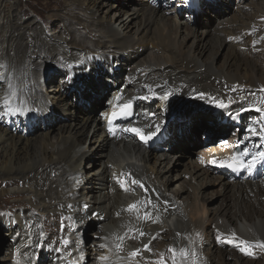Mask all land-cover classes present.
I'll return each mask as SVG.
<instances>
[{
  "label": "bare ground",
  "instance_id": "6f19581e",
  "mask_svg": "<svg viewBox=\"0 0 264 264\" xmlns=\"http://www.w3.org/2000/svg\"><path fill=\"white\" fill-rule=\"evenodd\" d=\"M53 1L47 8L56 10L54 13L38 15L48 29L58 21L57 26L62 30L64 27V32L67 31L72 40L70 42L68 36L62 35L58 36V42H50L45 36V29L42 31L38 28L35 21L19 22L20 13L17 14L16 9L21 5L20 1L17 5H12L11 9L5 4L7 18L10 20L0 25L4 40L0 43L3 45L0 57L4 62L3 66L0 65V71L3 67V77L6 76L4 85L10 91L15 90L11 93L18 97L2 100L1 106L9 116L17 118L16 124L31 117L48 122L50 114L57 118L62 115L65 122L58 125V133L53 140L49 137V131L38 137H23L0 126V173L6 174L4 177L0 175L3 185L11 182L19 184L25 177L17 178L18 173L30 171L27 178H32L30 181L37 187L42 188L50 182L43 190L44 199H50L48 207L43 206L46 207L44 210L47 214H57L62 208L60 204L67 205L69 207H65V210L71 212L77 221L84 220L85 223L91 217L100 223L102 230L104 229L102 236L127 238L131 235L132 240H126V245L135 244L140 247L147 240L164 234L167 228V234L175 243L182 241L180 237L183 238L184 234L180 236L181 233L189 231L186 234H189L188 243L181 249H194L197 252V264H210L214 259L216 264H233L232 260H235L234 264H244L243 260L256 259V253H261L264 257V250L258 247L252 249L256 255L242 252H238L240 255L234 254L235 251L233 253L231 248L239 250L237 247L230 244L227 246L230 250L225 249L226 243L219 244L216 238L218 234H223V240L235 233L239 239L252 243L264 241V166H257V176L256 172L252 175L247 171L232 174L223 171L218 162H210L214 159L212 155L218 153L219 149L215 148L210 152L200 149L202 152L195 156L191 149L196 144L203 145V149L210 145L224 144L222 151H225L226 144L242 141L246 144V149L251 148L255 153L264 151V139L252 136L249 131H242V127L241 132L232 133V137L222 138L223 131L229 129L231 122L224 123V118L218 123L214 117L202 111H198L196 115L186 110L183 119L173 122L178 101L182 99L183 102L189 96L199 97L201 92L207 94L205 98L223 100L228 107L234 108L235 113H239V116L236 115L237 120L242 112L255 107L264 108V103H261L264 92L260 91L264 87V73L260 72L264 68V19H261L264 17V0L254 2L256 18L250 16V11L247 10L250 2L247 0H240L241 4L237 5V9L234 8L232 16L229 13L231 11H228L229 6L218 5L224 4V1L206 3V10L212 8L217 19H210L205 14L201 18L204 23L201 24V20L196 25L180 21V10L170 9L164 3L154 5V1L138 0L130 8L120 4L116 8L109 0H64L60 4L58 0ZM22 13L28 14L29 11L23 8ZM68 45L86 49L88 55L78 59L70 57L71 55L67 57L64 54L70 52ZM42 55L55 58L58 55L63 58V84L58 91H53V99L41 97L38 91L34 93L37 84L47 81L38 77L41 63H38L39 59L37 62L34 59ZM220 57L223 61L218 64ZM125 67H129V71H126L125 77H121ZM84 70H89V73L86 75ZM107 82L116 85L112 90V97L116 96V99L112 103L103 100L104 92L109 87ZM121 85L124 89L119 88ZM236 85L239 87L232 91V87ZM72 87L76 88L77 96L73 101H68ZM165 92H171L172 95L167 100L160 99ZM242 96L245 97L244 100L240 99ZM128 99L138 104L137 115L126 123L117 124L115 134L109 133L105 118L101 120L98 116L94 117V113L99 106L107 103L110 107L103 114L107 118L117 103ZM5 101L9 102L7 106ZM15 101H18L17 107H13ZM32 104L38 107L39 113ZM8 108H19L22 111L9 112ZM79 108L83 112L77 116ZM262 113L264 116V112ZM154 124L160 125V131L147 143L141 141L135 133L124 131L128 127H137L146 133L153 130L149 126ZM13 130L17 132L16 129ZM202 134L210 138L204 140ZM92 143V147L88 146ZM97 151L100 154L94 156ZM86 159H92L94 166L99 164V168L90 171L88 175H85L82 168ZM180 162L185 164L184 173L190 182H195L197 178L203 181L200 187L210 184L219 187L216 195L221 196L219 203L221 202L222 210L219 207L216 213L209 214L200 197V190L195 188L194 199L191 200L193 203L188 202L186 206L179 201L180 195L176 197L169 193L171 184L179 182L176 186L178 188L183 182H187L184 177L171 179L168 178L171 174L166 175L175 170ZM54 172H57L56 180L59 183L50 180ZM128 173L139 180L143 187L133 185L130 181L122 185L121 182L125 181ZM32 174L42 176L39 179ZM65 176L68 178L67 184H63ZM67 188L72 190V207V202L61 200L65 197ZM89 189H92L90 204L85 198ZM54 190L56 195L52 197L50 194ZM31 192L41 195L36 189ZM57 192L62 193L58 195ZM0 199H3L2 195ZM137 201L147 205L151 211L150 219H143L144 207H140L138 211L127 210L128 205ZM25 204L19 202V205ZM152 205H156V208H152ZM45 220L46 218L44 222ZM66 220L67 217L63 221ZM16 223L9 217L10 228ZM79 226L82 227L81 224ZM210 227L213 229V242L205 235V229ZM130 229H139L145 235L141 237L137 231L132 232ZM20 231L17 241L24 233ZM34 232L37 233L35 230ZM43 233L37 236L41 238ZM61 241L65 239L61 237ZM204 242L211 244L212 248L209 247L208 252L202 253ZM21 246L19 256L26 260L31 246L26 242ZM54 246L50 249L53 252L57 250ZM168 246L165 248L166 253L159 248H152L151 251L163 254L167 264H173V254L169 251L173 247L171 242ZM78 251L83 255L88 254L84 245ZM177 255L181 261L178 260L176 264H192L191 258L180 257L179 250ZM8 259L4 258L5 261ZM112 260H109V264H114ZM27 261L29 262L21 264H32V259ZM59 262L70 264L63 258H59Z\"/></svg>",
  "mask_w": 264,
  "mask_h": 264
},
{
  "label": "rangeland",
  "instance_id": "374dc122",
  "mask_svg": "<svg viewBox=\"0 0 264 264\" xmlns=\"http://www.w3.org/2000/svg\"><path fill=\"white\" fill-rule=\"evenodd\" d=\"M19 1L21 2V5L16 9V13L17 14L20 13L19 14V20H18L19 22H29L30 23V22L35 21V23H37L38 28H40L42 31L45 29V31H44L45 36L47 37V39L50 42H53V41H54L53 43L58 42L57 38L60 35H62L63 37L68 36V38H67L68 42L72 41V40H70V36H69L68 32L67 31L64 32V27L62 30L60 26H57V24H59L58 21L55 22L56 25H54L50 29H48L47 25L40 19L39 15H38L39 13H41L43 16H47V15H50L51 13H54L56 10H51V9L47 8V5L53 0H1L0 1V25L3 24L4 22H6L7 20L8 21L10 20L9 18H7L8 12H7V8H5V4L7 6H9V8L11 9V6L17 5ZM62 1H64V0H58L59 4ZM109 1H110V3L115 5L116 8H117V6H119V4L122 6H125L126 8H130L131 4L135 3L138 0H109ZM145 1L146 2L147 1L148 2L154 1L153 2L154 5H157V4L159 5L160 3H164L170 9L172 8L174 10H178V11L180 10V12L182 14L180 13V16H178V19L180 21H183V22L187 21V23L189 25L199 24L200 21L202 20L201 18L205 14H208V17L210 19L216 18V17H214L215 16L214 13H216V12L212 8H209L208 10H206V3L213 2L211 4H215L217 1L220 3L222 1H224L223 2L224 4H222V5L218 4V5L220 7L229 6L230 8L228 11H231V12H229L230 16H232V14L235 13V9H237V7H238L237 5L241 4L240 0H192V1L191 0H145ZM195 1H196V3H195ZM241 1H245V0H241ZM247 1L250 2L249 3L250 5L247 9L248 11H250V16L256 18V16L254 15V10H255L254 9V2H255V0H252V1L247 0ZM136 4H137V2H136ZM23 8H26L29 11V13L23 14L22 13ZM226 13H228V12H226ZM199 17H200V19H199ZM16 18H17V16H16ZM203 23H204V21L201 24H203ZM58 31H60V32H58ZM2 37H3V35H2L1 28H0V38H1L0 43L4 42ZM63 42L61 44H63ZM64 45H67V43H64ZM2 46L3 45L0 44V55L2 54ZM68 46H66V48ZM67 49L70 51L69 54H64L67 57L71 55L70 57H74L75 59H78V58H84L85 56L88 55L87 51H85L86 49H82L80 47L78 48V47H74V46H69ZM60 57H58V55L56 56V58L53 56H43L42 55V57L38 56L37 58L36 57L34 58V59H36V62H37V59H39L38 63H41V67H40V69H38V74H39L38 77L42 81L47 80L45 82H42V84L41 83L37 84L36 85L37 90H34V93H36L38 91L40 96L42 95V96L47 97L49 99H53V97H55L53 91L54 90L58 91L59 87L63 84V82H61V76H62L61 69H62L63 58L62 57L60 58ZM221 61H223L222 57L218 58V60H217L218 64H220ZM3 63L4 62L0 57V65H2ZM128 68L129 67H125L124 71L120 74V76L122 75L125 77L127 72L129 71ZM1 71H0V110H1L2 114L0 112V126L6 128L10 133H14L16 135H22L23 137H27V136L38 137L42 133H46L49 131L50 132V135H49L50 139H52V140H53V138L55 139L54 136H56V134L58 133V130H57L58 125H61L65 122V118L61 117L62 115H58V118H57L55 115L50 114V117L48 118V122H44L43 120L38 119L36 117H31L30 119H28V120L24 119L23 121H21L17 124H16L17 118H15V116L12 117L10 115L11 116L10 117L8 115V112H6L4 107L1 106V101L5 100L9 97H13L15 99V97H18V96H16V94H14V93H11V91L13 92L15 90L10 91L7 88V86L4 85V83L6 82V76L3 77V74L5 72L3 67L1 68ZM84 71H85L84 73L86 75L89 73V70H84ZM260 72L264 73V68ZM106 75H107V73L104 74V76H106ZM88 79H89V77H88ZM97 79H98L97 80V82H98L99 77ZM95 81H96V79H95ZM121 83H122V81L119 82V84H121ZM107 85L109 87L106 89V92H104V96H103L104 99L103 100L105 102L112 103L116 99V96L112 97L113 96L112 90H114V87L116 85L113 86L112 82H107ZM122 87L124 89L123 85H121V87L119 86L120 89H122ZM39 94H36V95H39ZM209 95L210 94H208V96ZM76 96H77V90H76V88L72 87L69 90V94L67 97L68 101H70V100L73 101L74 99H76ZM205 97L203 99H201L199 97L189 96V97L185 98L183 100V102H182V99L179 100L177 103V108L175 110V114H174V118H173L175 120H173V122L177 123L181 119H183V113L186 110H190L191 114L196 113V115L198 114V111H202V112L206 113L208 116L214 117L215 121H217L218 123L222 122L225 118L224 123L225 122H231V123H230L229 129L226 130V134H222V136H221L222 138H229V137H232L231 136L232 133H239L241 131V127L243 128L242 131H248V129L251 127H255V128L259 129V127L262 125V121L264 119L262 112H257V111H255V109H252V110H249L246 112H242L239 119L237 120L238 117L236 116V113H235L236 111L234 108L233 109L231 107L219 108L218 106H216V103L214 100L209 99V98H205ZM17 103H18V101H15V106L13 105V107H17V105H16ZM81 103H85V102L81 101ZM32 106H33V108H35V111H37L39 113L38 107L36 105H33V104H32ZM109 107L110 106H108L107 103L102 104V106L98 107V111L94 113V117L98 116L99 119L102 120L103 118H105V120H106L107 118L104 117L103 114H104V112H106L109 109ZM213 107H215V109ZM82 112H83V109H80V110H78V112H76V115L80 116L82 114ZM209 112H211V113H209ZM223 115H224V117H223ZM105 120H104V122H106ZM13 129H16L17 132H14ZM202 136L204 137L207 135L202 134ZM186 143L188 144L189 142L186 141ZM93 145L94 144L92 143L88 146L92 147ZM201 146L203 147V145H201V144L200 145L196 144L194 147L191 146L192 147L191 149L193 150L194 156H195V154L201 152V150L204 151ZM211 147H213V146H211ZM211 147H208L205 149H211ZM98 154H100V152H98V151L94 152V156H97ZM96 159H99V158H96ZM98 166H99V164L94 166V161L92 159H86L82 163V168L84 169L85 175H88L90 171L93 172L94 170L99 168ZM184 168H186L185 164H182L180 162L175 170H173L170 173H166V175L171 174L170 176H168V178H171V179H178L179 176L184 177L185 181L190 182V180L186 178V174L184 173ZM29 172L30 171L18 173L17 178L20 179L21 176L25 177L24 179H21L22 182H20L19 184L11 182L9 184L3 185L2 179L0 178V195L3 196V199H2L3 201L0 199V264H21L23 262H29V261H27L28 259H30V261L32 259V264H62L59 262V258L66 259L68 262H70V264H109L110 263L109 260H112L114 258H115V260H112V262L114 264H155L156 261L161 259V254L153 253L151 251L152 248H155L157 250L159 248L160 251H163L164 253H166L165 248L169 247L168 246L169 242H171L172 246L174 248H176L177 251L180 250L183 245H186L188 243V235L189 234L188 235H186V234L189 231L181 233L180 236L182 234H184L183 238L180 237V239H182V241L175 243V241H172V237L167 234L168 230L166 228V232L164 234H160L161 233L160 232L159 233L160 236H158V237L155 236V239L147 240V243H145V244H149L150 251H148V250L143 249V245H145V244L141 245L140 247L136 246L135 244L132 246L124 244V242L126 240H128V239L132 240L131 235L128 236L127 238L124 237L123 242L117 240L116 237H113V236H110V237L108 235L102 236L101 234H104V231H103L104 229L102 230L101 225H99L100 223H97L96 221L92 220L91 217H90V219L87 218V221H85V223H84V220L77 221L72 216V214H70L71 212L65 210V207H69L67 205L64 206V204H60V206L62 208H60L57 211V214H53V213L47 214L46 210H44V209L46 207H48V205H49L48 202H50L48 200H50V199H44L43 190H45V188L49 186L50 182H48V184H44V186L42 188H40L39 186L37 187L35 184H33L30 181V180H32V178L31 179L29 177L27 178V176L30 174ZM211 172H212V170H211ZM213 174H216V173L213 172ZM0 175H2L4 177L6 174L0 173ZM32 175L33 176L35 175V177H39V179L42 176V174L40 176H38V174H32ZM88 177H91V176H88ZM56 179H57V172H54L51 175L50 180L52 182L55 181V183H59ZM187 182H183L181 185H179L178 188H176V186H177V184H179V182L171 184L169 186V193L172 194L173 196H176V197H178L180 195L179 197L181 199H179V201H182L181 204L186 206L188 204V202L190 203L191 200L194 199V188H195V189H198V191L200 190V197L202 198V201H204V205L208 208L209 214L216 213V209L217 208L219 209V207L222 210L223 207H221V202L219 203V201L221 200V196L218 197L216 195V193L219 192L218 186H216L214 184L213 185L210 184L206 187H200L199 185H201L203 183V181L201 179H197V178H196L195 182L194 181L190 182V183H187ZM67 183H68V178L66 179V176H65L63 184H67ZM187 188L189 189V192L186 191ZM34 189L38 190L39 193H41V195L38 196L37 192H31ZM178 189H180V190L178 191ZM182 189H184V190H182ZM91 190L92 189H89L88 192L86 193V196H85L86 201L88 203L92 198L90 195ZM55 192H56V190H54L50 195L52 197H54L56 195ZM59 193H62V192H59ZM59 193H58V195H59ZM71 194H72V190L67 188L65 197L62 198L61 200L72 202L71 203V207H72V204L74 203V199L72 198ZM251 197H253V194ZM21 200H24V201H21ZM19 202H22V203L25 202L26 204L24 206H22V205H19ZM52 202H53V200L51 201V204H52ZM191 203H193V202H191ZM43 206H46V207L43 208ZM71 207L69 210H71ZM58 214H60V216H57ZM8 216L13 218L15 220V222H17L16 224H14V226L12 228H10ZM66 217H67V220L64 222L63 220ZM45 218H46V220L44 222ZM79 224H81L82 227L79 226ZM61 226H63L62 229H61ZM33 229L37 232L36 234H35ZM20 230H22L24 233H23V236H21L20 239L17 241V238L21 234ZM39 233L40 234L43 233V236L41 238H39V236H37ZM176 234H178V232H176ZM26 235H27V237H25ZM205 235H206V237H208L210 239L211 242H213V240H214L213 229L211 227L205 229ZM166 236H168V237H166ZM43 237H45V238H43ZM57 237L59 238L58 240H57ZM61 237L68 241V243L66 244L67 247H66V245H63L64 242L61 241ZM102 237H103V239H102ZM157 238L159 240H157ZM223 239H225V237ZM258 241H263V240H258ZM23 242H26V243L30 244V246H31V251L29 253V256L26 257V260L19 256L20 249L22 248L21 244ZM117 242L122 245L121 250L119 252H117V249H116ZM149 242L151 243V246H150ZM152 243H153V245H152ZM218 243L222 244L221 241L220 242L218 241ZM98 244H100V246ZM161 244L162 245L164 244V245L162 246ZM203 244L204 245L202 246V249H201L202 253L205 251L208 252L207 250L209 247L212 248L211 244H207L205 242ZM54 245H56L57 247H55ZM83 245L86 246V249L88 250V254L83 255V259H81L82 252H79L78 250L81 247H83ZM101 245H106V247H101ZM229 245H230L229 243H226V247H224V248L226 249L227 246L229 247ZM53 246H54V248L57 249V250H54V252H53V250H50ZM59 249H60V251H59ZM136 249L141 250L140 254H139L140 256L139 255H137L139 257L130 256L129 254ZM227 249H229V248H227ZM233 250L235 251V253ZM231 251H233L234 254H238V255H240L238 252H241L240 250H236L233 248H231ZM255 251L257 252V249H255ZM256 254H255L256 259L243 260L242 262L243 263L245 262L244 264H264V257L261 255V253H256ZM104 255L108 257L107 260L100 259V257L104 256ZM117 257L120 259H116ZM4 258H9V259L5 261ZM97 260H98V263H96ZM117 260H119V261H117ZM178 260L181 261V259L177 255L176 256V262ZM215 261H216V259H214L212 261V263L210 261V264H216ZM234 261L235 260H232L233 264L235 263ZM63 264H65V263H63Z\"/></svg>",
  "mask_w": 264,
  "mask_h": 264
},
{
  "label": "snow or ice",
  "instance_id": "6c2138e0",
  "mask_svg": "<svg viewBox=\"0 0 264 264\" xmlns=\"http://www.w3.org/2000/svg\"><path fill=\"white\" fill-rule=\"evenodd\" d=\"M261 19H264V17H262ZM254 31H255V29H254ZM254 43H256V42H254ZM237 87H239V86L238 85L233 86L231 90L236 91ZM260 91L264 92V87H262L260 89ZM170 95H172L171 92H165L162 96H160V99L167 100ZM206 95L207 94L203 93V92L198 94L199 98H201V99H203ZM117 99L119 100V97H117ZM144 99H148V97H144ZM212 99L215 101L216 106H218L219 108H227L228 107V105L226 103H224L223 100H216V98H214V97ZM240 99L244 100L245 97L242 96V97H240ZM230 102H232V101L230 100ZM261 103H264V98H262ZM8 104H9V102L5 101V105L7 106ZM131 108H132V102L131 101H129L128 103L123 104V105H120V104L116 105V109H118V110L114 109L113 112L111 113L109 119H108V131H109V133L115 134V131H116V129L114 127V121L115 120L127 118V117L132 115ZM246 110H248V109H242V111H246ZM8 111L9 112H20L22 110L19 108H17V109L8 108ZM255 111L264 112V108L255 107ZM153 115H155V114H153ZM236 115L239 116V113H237ZM149 127H151L153 130L148 131L146 133L143 129L137 128V127H128V128H125L124 131H129V132L135 133L141 141L147 143L154 136H156L157 133L160 131V125L159 124L150 125ZM248 131L252 136H258L261 139H264V124H262L259 129H257L255 127H251L248 129ZM244 157H248V159H244ZM210 162L212 164H216L217 160L212 159ZM219 164L222 167H228V168H231L233 170H243V171H247L249 174H251L257 168L258 165L264 166V151H257L255 153H252L250 156H249V153L247 150H245L242 153H233L231 156L226 158V160L220 161ZM121 175H123V174H121ZM128 181H130V183L133 185H139L140 187H143L142 183L139 180L132 178L131 173H128L127 176L125 177V181H123L121 183L123 185V183L128 182ZM125 190H128V189H125ZM150 203L151 202L149 201L148 204H150ZM165 204H167V201H165ZM140 207L145 208L143 219H145V220L150 219L151 218V211L149 210L147 205L143 204L142 202L137 201V202H134L133 204L128 205L127 210L128 211H138ZM151 207L156 208V205H152ZM156 219L158 220L159 217L157 216ZM153 222H156V220H154ZM130 231H137L139 233V236H141V237H143L145 235V233L139 229H134V230L130 229ZM222 235L223 234L217 235L216 238L218 241L233 244L242 253H244L246 255H255V253L252 251V249L254 247L264 249V241H257L255 243H252V242H249L247 240L239 239L235 233H232L229 238L222 240ZM197 236H199V233H197ZM116 239L119 241H123L124 237L118 236V237H116ZM152 239H155V237H153ZM63 242L65 244L68 243L67 240H65ZM101 247H106V245H101ZM121 247H122V245L120 243L116 244L117 252H119L121 250ZM143 249L150 251L149 244L143 245ZM140 251H141L140 249H136V250L132 251L129 255L132 257H136L137 255L140 254ZM169 251L173 254V256H172L173 264H176L177 249L174 247H170ZM179 255L182 259L191 258L192 264H197V252L194 249L189 251L186 248H182L179 250ZM81 259H83V254L81 255ZM100 259L107 260L108 257L102 256V257H100ZM155 264H167L166 260L163 257V254H161V259L156 261Z\"/></svg>",
  "mask_w": 264,
  "mask_h": 264
}]
</instances>
